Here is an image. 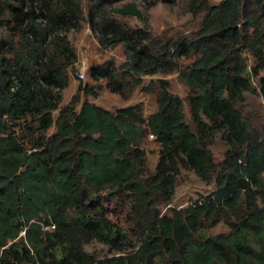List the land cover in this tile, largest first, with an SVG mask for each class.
<instances>
[{
    "label": "trees",
    "instance_id": "16d2710c",
    "mask_svg": "<svg viewBox=\"0 0 264 264\" xmlns=\"http://www.w3.org/2000/svg\"><path fill=\"white\" fill-rule=\"evenodd\" d=\"M2 1L13 40L0 42V264H264V136L237 108L264 70V0H146L198 19L176 40L111 16L141 21L133 3L108 12L106 3L121 0H93L91 31L101 44L123 46L125 61L96 66L90 78L124 98L143 77L177 74L194 130L166 79L142 88L156 102L146 118L139 105L110 112L81 104V93L95 96L88 87L59 107L76 61L67 33L85 20L80 0ZM258 83L264 96V78ZM217 132L229 148L215 163ZM148 135L160 146L154 171L141 147ZM182 167L215 188L177 209L170 204ZM109 198L125 207L122 222L111 219ZM221 222L228 234L196 238ZM91 242L110 255L88 254Z\"/></svg>",
    "mask_w": 264,
    "mask_h": 264
},
{
    "label": "rangeland",
    "instance_id": "374dc122",
    "mask_svg": "<svg viewBox=\"0 0 264 264\" xmlns=\"http://www.w3.org/2000/svg\"><path fill=\"white\" fill-rule=\"evenodd\" d=\"M9 3L17 4L19 0H6ZM221 0H209V4L218 5ZM81 6L85 13V20L81 23L78 30L67 33V38L72 45L76 54V61L72 68L69 69L68 86L61 92L62 100L59 107H64L70 103L72 97L76 94L79 87L93 88L95 96L80 94V103L88 101L95 105L114 112L117 109L128 106L139 105L141 107L142 116L146 118L156 108L155 95L145 93L142 88L150 81L157 79H166L170 83V92L177 95L183 100L185 122L194 130V125L190 117L189 105L186 100L187 89L181 82L177 74L171 75H154L146 76L142 79L140 86L132 85L127 91L124 98L116 93L111 92L106 85L105 80H98L94 82L90 78L92 68L103 65L107 62L113 63L119 67L125 61L124 48L121 45L101 44L98 41L97 33L91 31L88 25V10L94 5L93 0H80ZM125 3L135 4L142 14V20L134 17H121L115 14L111 16L121 24L133 28H142L149 30L154 36H166L171 40H176L181 36H190L198 26V19L190 14H182L181 8L174 5L172 2L158 1L152 3L146 0H121L112 6L107 3L104 9L108 12L112 8ZM2 12V13H1ZM42 21L44 25V20ZM9 23V24H8ZM13 25L11 16L4 10V3H0V42L5 41L8 44L13 40ZM1 54V51H0ZM249 57L248 55H246ZM249 65L252 64V59L249 58ZM83 66L86 67V73L83 79L78 77L79 71ZM264 78V70L258 72V76L252 78V84L255 91L252 93H245V101L238 104L237 108L241 110L242 115L249 121L250 129L257 137L264 136V96L259 91V78ZM99 86V89L96 87ZM80 105L76 106L78 110ZM58 116V111L53 112V119ZM54 132L51 128L49 134ZM146 154L147 164L151 171H154L156 165L160 162V146L156 140L151 136H146L141 145ZM213 154L214 162H220L228 145L222 138V133L217 132L214 135L213 141L209 146ZM214 183L207 184L201 181L192 171L187 168H180V173L176 179L175 192L170 207H185L187 203H193L199 197H206L214 191ZM108 211L113 212L114 216H110L112 220L122 222L120 213L125 210V207L120 206V201L109 198L105 205ZM167 207L162 206L161 211L164 212ZM229 228L224 223H219L216 226L209 227L205 230L197 232L195 235L197 239H206L216 236L218 234H228ZM85 250L88 254L96 258H103L109 256L108 247L98 242H91L86 245Z\"/></svg>",
    "mask_w": 264,
    "mask_h": 264
},
{
    "label": "built area",
    "instance_id": "2783aa9c",
    "mask_svg": "<svg viewBox=\"0 0 264 264\" xmlns=\"http://www.w3.org/2000/svg\"><path fill=\"white\" fill-rule=\"evenodd\" d=\"M85 73H86V67L85 66H83V68H81L80 69V71H79V75H78V77L80 78V79H83L84 78V76H85ZM152 137V136H151ZM202 201V200H201ZM199 204H200V202H198ZM191 204H193V203H187V205H185V206H188V205H191ZM180 208H182V206L181 207H177V209H180ZM53 226H51L50 228H52Z\"/></svg>",
    "mask_w": 264,
    "mask_h": 264
}]
</instances>
